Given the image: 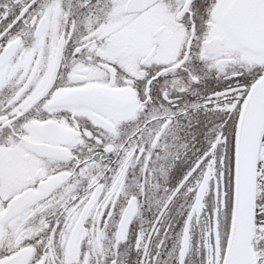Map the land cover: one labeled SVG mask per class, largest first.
Listing matches in <instances>:
<instances>
[{"label":"snow or ice","instance_id":"obj_1","mask_svg":"<svg viewBox=\"0 0 264 264\" xmlns=\"http://www.w3.org/2000/svg\"><path fill=\"white\" fill-rule=\"evenodd\" d=\"M0 264H264V0H0Z\"/></svg>","mask_w":264,"mask_h":264}]
</instances>
